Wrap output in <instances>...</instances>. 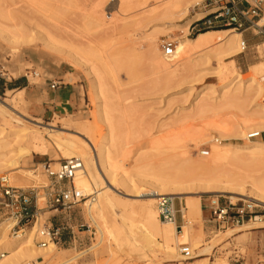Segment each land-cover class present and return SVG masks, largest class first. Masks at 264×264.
<instances>
[{
	"label": "rangeland",
	"instance_id": "1",
	"mask_svg": "<svg viewBox=\"0 0 264 264\" xmlns=\"http://www.w3.org/2000/svg\"><path fill=\"white\" fill-rule=\"evenodd\" d=\"M7 1L0 0L2 27L9 24L6 17L12 15V10L17 7L39 2L45 3L41 5L42 8L49 10L57 3V0H15L17 7H12L13 1ZM203 1L185 0V5L179 6L170 16L164 12L166 0H131L129 3L122 0H66L65 3L71 5L70 11L64 17L59 16V19L73 22L79 39L92 44V49L71 47L77 51L74 57L67 50L61 54L47 48L34 33L28 37L16 36L20 42L16 46L0 35V84L18 79L15 82L18 86L29 88L28 94L24 95L19 93L20 89L0 95L1 106L7 113L6 120L8 117V122L14 128L27 127L30 131H38L48 147L46 156L33 152L25 155L27 153L20 150H32V146L11 141L0 151L2 166L7 168L0 171V177H7L15 187L39 188L38 205L42 210L36 230L32 231L36 233L44 226L54 227L57 223L58 216L54 215L58 212H50L53 210L46 206L44 190L50 183L45 165L57 171L68 160L55 144L57 137L81 142L91 154L96 175L101 177L102 186L95 188L91 182L89 197L81 194V200L71 209V220L64 222L67 230L63 236L69 243L64 246L53 243V254L38 261L39 264H264V205L227 193L218 194L215 193L216 189L205 191L204 186L198 183L219 180L222 172L242 178L247 184L264 177V168H252L251 160L247 158L235 159L231 155H224L208 159L212 155V144L209 143L213 140L211 135L222 144L244 145L248 141L239 138L241 127L245 126L246 121H251L250 116L254 115L257 119L262 114L258 106L264 101V35L256 29L235 31L242 33L240 41L246 42V49L234 56L221 55L218 58L222 60L218 63L206 61L203 57L207 52L199 51L183 54L178 61L165 57L162 48L165 42H178L180 46L182 37L195 38L189 36V28L203 16L197 7ZM259 18L260 21L263 19L259 26H264V6ZM95 21H100L101 26H95L98 25ZM108 54L114 64L110 62L111 65L104 66L103 61ZM158 59L167 61L168 68H172L165 72L164 78L158 77ZM91 66L97 69L96 76L100 75L98 78H101L100 99L95 92L98 88L96 76L88 70ZM52 72L61 77L54 81L63 82L78 91L79 107L74 113L44 114L33 108L30 95H35L36 99L45 95V78ZM249 73L254 74V83L244 91V81L250 76ZM237 75H241L243 81L239 88L240 98L239 89L227 85ZM236 89L238 93H235ZM229 100H233L234 104ZM237 102L242 114L235 106ZM256 119L250 122L252 129H248V133L255 130L253 128L259 123H255L258 121ZM6 120L0 115V125L9 128ZM212 124L216 127L226 125L225 136L231 139H220L218 132L213 133L216 129ZM102 146L106 148L103 154L106 153L108 173L100 162L99 149ZM203 151H208L209 155L202 156ZM12 159L18 162L14 168L9 166ZM185 159L190 165L188 172L175 175L174 168ZM110 172H113L114 179H111ZM173 175L183 180L185 189L172 191L165 197L175 199L179 233L191 227V242L201 246L195 252L187 243L182 242L180 247L189 248L192 256L200 250L205 251L194 259L185 260L183 253L182 260L170 259L163 248L153 247L143 252L136 249L143 243L144 228L151 232L156 243H164L157 227L168 226L162 225L164 221L159 218L158 201L161 197L149 196L156 193L152 186L156 180L167 181ZM224 178L222 181H225ZM73 184L76 187V181L64 183L63 186L71 188ZM248 189L249 185L243 188L246 196L250 194ZM98 190L108 194L112 201L113 208L107 211L109 223H120L123 236L133 243L132 246L125 244L126 247H119L109 231L99 224L90 204ZM217 198L223 206L234 205V211L251 204L258 217L239 225L220 227L210 207V201ZM197 200L200 201V217H193V224L189 226L188 216L182 207ZM149 204H152L156 214V226L144 212ZM0 229L5 231L4 237L0 238V255H4L0 261H4L16 252L15 248L3 251L9 248L16 236L9 229ZM72 231L77 237L76 243L70 241ZM21 264L37 263L25 259Z\"/></svg>",
	"mask_w": 264,
	"mask_h": 264
},
{
	"label": "bare ground",
	"instance_id": "2",
	"mask_svg": "<svg viewBox=\"0 0 264 264\" xmlns=\"http://www.w3.org/2000/svg\"><path fill=\"white\" fill-rule=\"evenodd\" d=\"M12 1H11L12 2L11 6L17 7V2L15 0H12ZM33 1H36V0H33ZM65 1L66 0H57V3H55L51 7V9H49V10L42 8L41 5H45V3L40 4L38 1H37L38 3L33 2L32 4H28L27 6H22L19 8L17 7L15 9H13L12 12H14V13H12V15L9 13L10 14L9 17H6L9 20V24H7L6 26H3V27L0 26V35L4 36L5 39L8 41V43H11L12 45L16 46V45H20L19 38L17 40L15 38L16 36L20 35V36H24V37L27 36L28 37V35H30V34L32 35V33H34V35H37L41 38V40L43 41V43L45 44V46L47 48H49L51 50H56L58 53H61V54L63 53V50H67L71 54V55L70 54L69 55L72 57L77 55V51H75L74 49H70L71 47L77 48V46L78 47L82 46L85 49L86 48L92 49L91 42L87 43V41L85 42V41H81L82 39L81 40L79 39L80 35L75 30L73 22H71V21H65L64 22V21H61L59 19V16L64 17V15H66V13L70 11L71 5H69L68 3H65ZM122 1L129 3V1H131V0H122ZM6 2L8 3L7 0H6ZM9 5H10V3H9ZM184 5H185V0H166L165 6H164L166 8L164 9V12L169 14L170 16H173L174 10L179 8V6L181 7ZM95 22H96L95 24L98 23V25H95V26H101L100 21H95ZM20 36H18V37H20ZM30 38H31V36H30ZM15 39L17 40V42ZM240 39H241V35L238 34L237 32H235V30H218V31L217 30H212V31L208 30V32L205 31V32L198 34L194 39H187L186 37H182L181 42H180V46H179L178 42L176 44V50H175L174 54L172 56H166V55H164V56L170 57L171 59H175V60L177 59V61H178L179 57L183 56V54H189V53L194 54V53H197L198 51L199 52H205V54H206V52H207L206 57H203V58H205L206 61L213 60L214 62L218 63L222 60V59L220 60L218 58V57H221V55L222 56L224 55V57L225 56H227V57L234 56L243 49L242 41H240ZM18 42H19V44H18ZM25 44H27V43H25ZM74 45H75V47H74ZM155 49H156V47H155ZM108 55H109L108 58H105V60L103 61L104 66H108L110 64V62L113 63V60L110 57V54H108ZM184 58H187V57L184 56ZM119 62H121V61H119ZM166 62H164V60L161 59L157 63V66H158L157 69L160 70V72H159L160 76H158L159 78H161V77L164 78L166 76L165 72L172 69L170 67L168 68V64H166ZM175 62H174V66H175ZM88 70L91 72L90 73L91 75L93 74V76H94V74H95V76H96V70L97 69H95L94 66L89 67ZM160 73H162V75ZM98 76H100V75H98ZM98 76H96V78H95V81L97 80L96 81L97 84L96 83L95 84L98 86V88H97V90H95V92L97 94L96 96H98V98H99V96H102V89L100 88L101 87V83H100L101 78L99 77L100 78L99 79ZM241 78H242L241 75H237L230 83H227V85L231 86L234 89L235 88L239 89V88H241L240 85L243 84V81ZM93 82H94V80H93ZM253 83H254V74L253 75L250 74V76H247L246 81H244V84H245L244 91H245V89L247 90L249 85H252ZM94 88H96V87H94ZM238 89L235 90L236 91L235 93L239 92L238 98H240L241 97L240 96L241 89H239L240 91ZM237 90H238V92H237ZM242 91H243V89H242ZM109 94H110V92H109ZM242 95H245V93L242 92ZM231 99H233V97ZM234 99H235V97H234ZM236 101H239V99H236ZM229 102H233V100L232 101L229 100ZM233 104H234V102H233ZM1 105L2 104L0 103V115L6 120V114L7 113L2 108ZM236 105L238 106V108L240 107L239 106L240 104L238 102L235 104V106ZM101 107H103V106H101ZM258 107H259L260 111L262 112V114H260V116L257 117V119L255 118L254 115L250 116L249 120L251 119V121H246L245 126L241 127V129H240L239 138L242 140H247L248 142L244 145H241L242 143L241 144H231V143H223L222 144V143L218 142L219 139H216L213 135H211L213 140H210L209 143L212 144V155L208 159H215V158H219V157L224 156V155H231L235 159L247 158V159L251 160L250 166H252V168H257V167L264 168V163H262V162H264V141H262L261 139H255V140L248 139L249 134L264 131V122H262V120L264 121V101L260 102ZM238 108L236 107L237 110H238ZM100 112L102 115L103 108L101 109ZM239 112H240V114H242V109L240 111V108H239ZM103 116H104V114H103ZM101 118H104V117H101ZM253 119L258 120L257 122H255L256 124L258 122L259 123L257 124V126H255V128H253V129H255L254 131L248 133L247 130L252 129V127H250V125H251L250 122H253L252 121ZM8 121L9 120L7 117L6 122L8 123L7 125L9 128H5V126L0 125V151L2 149H4L5 147H7L11 141H15V142L17 141V142H20V144L22 142V143H24L23 145H25V143H27L28 145L32 146V150H30L28 148H23V147H22L23 149H21V150L19 149L20 151L27 153V154L24 153L25 155H29L28 153H31V152L36 153L38 155H47L48 154V147L45 143L46 140L44 141V139L42 138L43 136H41V134L38 131H30L27 127H17V128L15 127L14 128L12 126V124ZM216 124L217 123H215L214 125H216ZM214 125H213V127H215L216 131L213 133L217 134V132H218L220 139H222L223 141L231 139V138L225 136L227 134L226 133L227 129L225 128L226 125H225V127H216ZM37 126H39V125H37ZM221 126H222V124H221ZM211 128L212 127L210 126L209 129L211 130ZM219 132H220V134H219ZM83 140H85V139H83ZM55 144L58 148L61 149V151H63L64 155L68 157L67 158L68 160L78 159V160L82 161V169H80L78 171V173L76 174V178H75L76 187H77L76 189L78 190L79 193L83 194L84 197H89V195H90L89 192H90V189L92 188V186H95V188L102 186V185H100L101 180L99 179L101 177L98 178V176L96 175L97 172L95 173V166H94V162H93V159L91 157V154L88 153V150H86V148L83 147L81 142L79 143L76 140L57 137L55 139ZM104 149H106L104 146L100 147L99 157H100V162H101L103 169L107 172L108 171V168L106 166L107 161L105 162V154L106 153L103 154ZM21 155H23V154H21ZM16 158H17V156H16ZM2 164L3 163L0 161V171H4L7 169L4 166H2ZM17 165H18V162L16 160L13 161V159L9 163V166L13 167V168L16 167ZM96 166H98V165H96ZM188 168H190V165H189L188 161L185 159L182 161V163H180L179 165H177L174 168L175 175L181 176V175L186 174V172H188ZM207 171L212 173V171L210 169H207ZM109 175L111 176V179H114L113 172H110ZM175 175H173L171 177V179H169L167 181H164V179L156 180L155 183L152 184L153 188L156 189V193L152 194L149 197H152V198L165 197V196H169L168 194H170V192H172V191H177L179 189H185L182 186V185H184L183 180L180 179L179 177L174 178ZM231 175H232L231 173H223L222 172L221 175L218 177L219 180L218 179L217 180L212 179L210 181H202V182L197 181V182L201 183L204 186V187L203 186L202 187H203V189H205V191H208L211 189H213V190L216 189L215 193H218V194L227 193V194L234 195L235 197L239 196V197H243V198H246L249 200L251 199L257 203L264 205V177L253 180L251 183L247 184L242 178H235V177H232ZM224 176L227 177L226 180H225ZM223 178L225 181H222ZM91 182L94 185L91 186V184H90ZM124 184L127 185L128 183L124 182ZM212 184L213 185L215 184V186H212ZM245 185H249L248 190L250 191V194L248 196H246L243 192V188ZM225 190L226 191L228 190V191L226 192ZM249 191H248V193H249ZM95 195H96L95 199L92 201L90 200L91 201L90 204H91V209L95 212V214H97L96 217H97V220H99L98 221L99 224H101L104 227L103 229H107L109 231L110 236L112 237V239H114L118 243L119 247H121L122 245H124L125 247L127 245L132 246L133 243L127 237L123 236L124 234H123L122 227L119 225L120 223L117 224V223H115L116 222L115 221L114 224H110L108 221L107 211H109L110 209L113 208L112 201L108 197V194L101 193V190L100 191L98 190V191H96ZM158 202H160V198H159ZM182 210L184 211V214L188 216V225L191 226L193 224V217H200V201L197 200V202L195 201L192 203H188L186 206L182 207ZM158 211H159V209H158ZM144 212H145V215L148 217V219L153 223V225L156 226L157 225L156 214L152 208V204L145 206ZM159 218H160V216H159ZM161 223H162V225H168L165 227H161V226L157 225L159 232L163 236L164 243L161 245L156 243L151 232H149V230L144 228V230H142V241H143V243L138 245V247H136V249L138 251L143 252L145 250H151L153 247L163 248L167 251L170 259L179 261V260H182L181 253H182V250L185 248V247L184 248L180 247L181 246L180 244L182 242L187 243L188 245H191L193 252H195L197 249L201 248L199 243L194 244L191 242V238H190V234H189V230L191 229V227L186 228L185 230H182V232L180 234L178 227H177L175 222H161ZM4 225L5 224H1L0 227L9 229L8 226H6V225L4 226ZM35 228H36V226H35ZM35 228H31L29 230H26L21 235L14 237V239L11 240L12 244H10L9 248H7L6 250H3V251H9L10 248H15L16 252H15V254H13V256L11 258H8L4 261H0V264H21V262H23V260H25V259L34 260V261H36L37 264H39L38 261L45 259L48 255L53 254V252L55 250V246L52 242H50L49 245H47L46 247H42V246H39L36 244V241L32 237V236H34L32 234V232H34V231H32V230L33 229L36 230ZM4 232L5 231L3 229H0V238L4 237ZM125 244H127V245H125ZM136 244H139V243H136ZM129 249L131 250V248H129ZM204 252H205L204 250H200L199 252L194 253L192 258H189V259H194L196 257H200L201 255L204 254ZM184 259L188 260L185 257H184Z\"/></svg>",
	"mask_w": 264,
	"mask_h": 264
},
{
	"label": "built area",
	"instance_id": "3",
	"mask_svg": "<svg viewBox=\"0 0 264 264\" xmlns=\"http://www.w3.org/2000/svg\"><path fill=\"white\" fill-rule=\"evenodd\" d=\"M243 4L247 5L244 7ZM264 0H204L197 5L202 13L200 19L195 20L190 25L189 36L196 37L198 34L208 30H235L245 31L246 29H256L264 35V27L259 26ZM258 19V20H257ZM243 50L246 49V42H242ZM163 53L172 56L176 50V44L165 42L162 45ZM57 83H52L50 88L56 90ZM264 132H256L248 135V139H261ZM202 156H208V151H203ZM82 169V162L78 159L65 161L57 171H53L50 165H45V171L49 178V185L44 187L46 206L49 209H59L65 212L67 220H71V209L78 203L82 196L75 185L65 188L64 183L75 181L76 174ZM39 188H19L10 184L7 177H0V223L9 227L13 236H19L27 229L35 228L40 217L38 199ZM210 207L214 215V220L220 225H234L244 223L246 220L256 219L258 216L253 211V205L238 208L234 205L223 206L221 201L212 199ZM160 219L164 222L177 223L175 210V199L161 197L158 205ZM67 230L63 227L44 226L35 233L36 244L46 247L50 242L56 246H64L67 240L64 233ZM73 232V231H72ZM71 232L72 243L77 242L75 233ZM182 253L187 259L192 257L189 248H184ZM4 255H0V260Z\"/></svg>",
	"mask_w": 264,
	"mask_h": 264
},
{
	"label": "crops",
	"instance_id": "4",
	"mask_svg": "<svg viewBox=\"0 0 264 264\" xmlns=\"http://www.w3.org/2000/svg\"><path fill=\"white\" fill-rule=\"evenodd\" d=\"M243 6L247 7V5H245V4H243ZM247 30H249V29H246L243 32H246ZM56 78H61V77L55 76V72H52L50 74L48 73V77L45 78V80H46L45 95H42V97H39V98L37 97V99L35 98V95H30V97H31L30 100L33 103V108L35 110H39L41 113L44 112V114L45 113H50V114L60 113V114L64 115V114H69L71 112L74 113L79 107V104L77 101L78 91L75 88H72L68 85H64L63 82L54 81V80H56ZM17 81H18V79H14V81L12 80L9 83L8 82L1 83L0 84V95H4L7 91H13L16 89H20L21 91L19 93H22L23 95H24V93L28 94V92H29L28 86H23V85L18 86V84L15 83ZM49 82H51V83H49ZM11 83L14 85L12 86ZM52 83H57L59 85L56 90H52L51 88H47L48 86L50 87L52 85ZM261 140L264 141V134L262 135ZM42 156H46V155H42ZM51 210H53V211H50V212H58L57 213L58 215L57 214L54 215V217L58 216V219L56 220V222H57L56 226H54L53 228L65 226L64 222L68 221L67 215L65 214V212L62 210H59V209H51ZM201 216H202V210H201ZM232 231H234V230H232ZM64 239H66V238H64Z\"/></svg>",
	"mask_w": 264,
	"mask_h": 264
}]
</instances>
